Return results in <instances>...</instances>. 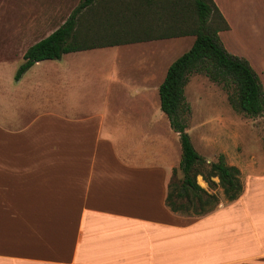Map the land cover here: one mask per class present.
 Returning a JSON list of instances; mask_svg holds the SVG:
<instances>
[{
    "label": "crops",
    "instance_id": "1",
    "mask_svg": "<svg viewBox=\"0 0 264 264\" xmlns=\"http://www.w3.org/2000/svg\"><path fill=\"white\" fill-rule=\"evenodd\" d=\"M52 17L0 53V264H264V174L203 216L165 205L180 160L158 112L170 65L126 77L121 50L163 54L192 36L66 53L15 81L27 49L65 21Z\"/></svg>",
    "mask_w": 264,
    "mask_h": 264
},
{
    "label": "trees",
    "instance_id": "2",
    "mask_svg": "<svg viewBox=\"0 0 264 264\" xmlns=\"http://www.w3.org/2000/svg\"><path fill=\"white\" fill-rule=\"evenodd\" d=\"M226 30L225 18L213 0H80L56 31L27 49L14 80L34 63L58 60L70 52L114 43L194 37L190 49L167 68L158 98L160 111L178 135L181 151L165 205L173 213L203 216L214 211L220 201L196 183L197 176L210 185H214L210 178L217 177L226 202L240 197L243 186L237 167L226 165L222 156L207 163L193 148L183 118L188 76L203 73L222 87L232 85L231 106L249 117L264 110V91L256 73L245 60L229 54L219 40L218 34ZM176 172L181 174L179 181Z\"/></svg>",
    "mask_w": 264,
    "mask_h": 264
},
{
    "label": "rangeland",
    "instance_id": "3",
    "mask_svg": "<svg viewBox=\"0 0 264 264\" xmlns=\"http://www.w3.org/2000/svg\"><path fill=\"white\" fill-rule=\"evenodd\" d=\"M213 1L228 25V30L218 34L221 44L229 54L250 65L264 91V0ZM78 3L79 0H0V43L3 44L0 53L8 39L29 34L34 40L39 39L43 35L41 28L54 19L55 11L64 21ZM192 43L193 37L172 39L164 43L163 54L150 53L143 45L133 46L127 52L121 50L124 56L120 61L128 69L126 77L137 73L143 63L152 65L155 60L159 63L158 71L162 72L161 63L170 65L187 52ZM234 92L232 85L222 87L203 73L189 75L183 90L184 107L187 108L183 118L195 151L207 163L216 162L222 156L226 165L237 167L244 188L251 176L264 174V110L257 117L239 112L229 102ZM111 111L112 117L127 112L117 108ZM158 112L164 117L159 108ZM165 122L169 127L166 118ZM177 146L180 156L178 140ZM180 178L181 174L176 172V181ZM195 180L208 193L216 195L220 205L226 204L217 177L210 178L214 185L206 183L201 176Z\"/></svg>",
    "mask_w": 264,
    "mask_h": 264
}]
</instances>
